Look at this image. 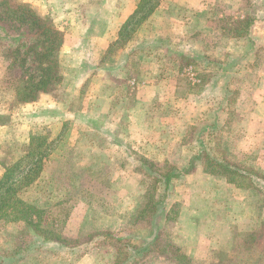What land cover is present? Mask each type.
<instances>
[{
	"label": "rangeland",
	"instance_id": "rangeland-1",
	"mask_svg": "<svg viewBox=\"0 0 264 264\" xmlns=\"http://www.w3.org/2000/svg\"><path fill=\"white\" fill-rule=\"evenodd\" d=\"M134 1L8 0L63 41L59 82L17 102L8 49L34 33L0 20V175L45 153L18 194L39 232L0 220V261L264 264V0H156L115 43Z\"/></svg>",
	"mask_w": 264,
	"mask_h": 264
},
{
	"label": "trees",
	"instance_id": "trees-1",
	"mask_svg": "<svg viewBox=\"0 0 264 264\" xmlns=\"http://www.w3.org/2000/svg\"><path fill=\"white\" fill-rule=\"evenodd\" d=\"M155 1L139 0L134 12L121 26L115 43H121L124 40L130 30L129 27L137 25L148 13L145 12L141 17H138L139 14L147 9L151 10ZM0 20L6 23L8 28L13 29L15 24H18L16 30H20L25 25L28 31L34 33L35 42L30 45L27 52L24 51L23 57L18 48L10 47L8 49L11 55L8 67L11 71L14 67L20 69L18 74L15 71L16 75L10 76L9 79V86L16 93V101L24 103L35 101L41 92L51 90L59 82L57 53L62 45V33L50 19L39 15L25 2L14 4L4 0L2 4L0 3ZM249 25L248 17L240 18L235 20L228 30L232 35H245ZM7 31L0 26V36L5 37ZM29 51L32 52V55L28 63L26 57ZM40 139L36 138L35 140L33 136L28 145V152L26 151L23 157L15 163L6 166L0 175V220L24 221L38 232L37 222L34 223L32 219V207L30 205L25 207V203L22 202L18 194L23 188L32 184L42 170V158L45 153H43L44 149H41L43 142ZM37 214L39 211L35 215L37 216ZM249 235L253 234L250 232ZM250 241L252 242V239ZM0 263L5 264L2 260Z\"/></svg>",
	"mask_w": 264,
	"mask_h": 264
},
{
	"label": "crops",
	"instance_id": "crops-1",
	"mask_svg": "<svg viewBox=\"0 0 264 264\" xmlns=\"http://www.w3.org/2000/svg\"><path fill=\"white\" fill-rule=\"evenodd\" d=\"M138 1L136 3V0H135L134 3L127 4L126 6H124L123 9H121V11H120L121 12L120 21H123V19H127L134 12L135 8L138 5ZM33 6L35 7V5H33ZM38 6H39V10H37L38 11L37 13L39 15H41V16L49 15L48 13L50 11L48 12V9L45 6H43V5H38ZM51 19H52V22L55 23V20L53 19V16L51 17ZM88 262H89V258L87 256L81 257L80 260H79L80 264H87Z\"/></svg>",
	"mask_w": 264,
	"mask_h": 264
}]
</instances>
